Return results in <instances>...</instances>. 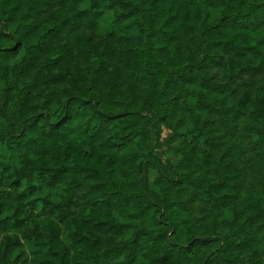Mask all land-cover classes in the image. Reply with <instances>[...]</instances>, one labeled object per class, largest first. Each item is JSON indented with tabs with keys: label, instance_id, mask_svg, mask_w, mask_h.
Masks as SVG:
<instances>
[{
	"label": "trees",
	"instance_id": "trees-1",
	"mask_svg": "<svg viewBox=\"0 0 264 264\" xmlns=\"http://www.w3.org/2000/svg\"><path fill=\"white\" fill-rule=\"evenodd\" d=\"M104 10L137 32L95 43ZM262 14L259 0H0V144L18 158L0 166V262L225 261L236 237H178L188 219L170 208L180 199L168 190L185 173L163 157L161 124L191 110L181 85L198 83L200 110L221 105L203 92L224 96L223 115L245 119L264 142ZM70 89L83 93L69 98L83 101L75 114L61 103ZM22 239L46 253L30 257Z\"/></svg>",
	"mask_w": 264,
	"mask_h": 264
},
{
	"label": "rangeland",
	"instance_id": "rangeland-1",
	"mask_svg": "<svg viewBox=\"0 0 264 264\" xmlns=\"http://www.w3.org/2000/svg\"><path fill=\"white\" fill-rule=\"evenodd\" d=\"M202 6L208 7L203 3ZM209 6L207 10L212 11L214 17L222 10L220 2ZM131 21L116 22L112 12L104 10L90 33L94 42L101 45L107 35L116 39L136 33ZM113 46L111 43L110 47ZM78 56L79 60H88L82 54ZM1 88L2 85L0 94ZM181 89L189 97L191 110L179 109L161 124L163 157L185 173L184 181L168 190L170 197L177 195L180 199L171 203L170 208L177 209L180 217L188 219L178 237L185 241L194 235L223 232L236 237L241 245L227 250V259L221 264H264V142H259L254 133L247 131L245 119L235 121L233 115H223V109L229 104L224 96L202 93L208 101L221 104L217 112L209 114L197 106L196 92L201 90L198 83L181 85ZM203 120L205 123L197 127L196 123ZM4 124L0 114V129ZM0 163L1 168L18 165L17 156L3 143L0 144ZM155 177L153 172L152 182ZM58 220L64 228L67 218ZM144 223L151 226L150 214L144 218ZM68 237L62 231V240L69 242ZM22 240L30 257L47 251V246L40 241ZM140 259L139 254L137 264Z\"/></svg>",
	"mask_w": 264,
	"mask_h": 264
},
{
	"label": "clouds",
	"instance_id": "clouds-1",
	"mask_svg": "<svg viewBox=\"0 0 264 264\" xmlns=\"http://www.w3.org/2000/svg\"><path fill=\"white\" fill-rule=\"evenodd\" d=\"M259 2L264 4V0H259ZM262 18H264V14H262ZM213 83H215V82H213ZM82 95H83L82 92H78L74 89H70L67 92V94L61 98V103L63 104L65 100H68L67 108L71 109L72 112L75 114L76 109L79 107L80 104L83 103V101L82 100H70L69 98L72 96H82ZM80 110L83 111V109H80ZM40 131L47 132V127L41 128ZM37 138H39L38 135H37ZM209 227H211L210 224H209ZM197 234H199V233H197ZM0 264H2V262H0Z\"/></svg>",
	"mask_w": 264,
	"mask_h": 264
}]
</instances>
